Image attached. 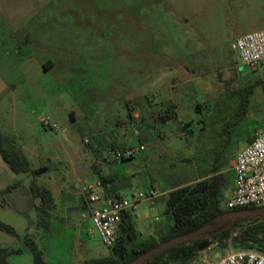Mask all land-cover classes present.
I'll return each instance as SVG.
<instances>
[{
    "label": "rangeland",
    "instance_id": "obj_1",
    "mask_svg": "<svg viewBox=\"0 0 264 264\" xmlns=\"http://www.w3.org/2000/svg\"><path fill=\"white\" fill-rule=\"evenodd\" d=\"M262 29L264 0H0V133L55 193L68 231L34 234L51 264L112 255L90 229L82 241L73 234L91 170L106 185H127L128 196L164 194L134 212L163 230L154 225L133 245L168 232L167 198L176 188L221 175L224 209L235 183L231 163L264 130V63L242 66L232 45ZM141 146L132 158L110 156ZM98 160L109 162L110 175ZM31 180L0 155V190L18 185L29 195ZM0 198L2 209L7 197ZM7 212L0 220L17 226ZM251 228L264 238V217L241 223L229 239L207 236L191 261L169 264H215L236 249L231 238ZM1 234L12 240L2 245L23 246Z\"/></svg>",
    "mask_w": 264,
    "mask_h": 264
},
{
    "label": "trees",
    "instance_id": "obj_2",
    "mask_svg": "<svg viewBox=\"0 0 264 264\" xmlns=\"http://www.w3.org/2000/svg\"><path fill=\"white\" fill-rule=\"evenodd\" d=\"M5 139V136L0 133V155L12 172L16 174H30L32 176L30 186L32 196L34 199H40V205L36 207L39 215L38 225L47 228L50 211L55 206L53 193L49 188L37 182L38 176L32 169L28 157L18 150L15 145L6 147ZM101 181L105 183L103 177H101ZM223 183V176L218 175L170 191L167 198L166 213L170 216L172 224L168 232L163 234L159 240L153 239L139 245H133L132 242L137 239L139 232L135 228L132 214L123 215L122 222L119 226V241L112 249V255L101 259L86 260L83 264H130L142 254L158 247L166 241L193 233L206 226H211V229L205 232L204 237L182 243L165 252L158 253L150 259L145 260L143 264H169L178 261L189 262L199 251L198 248L201 243L206 241L207 236L222 240L229 239L232 231L241 223L259 220L264 217L237 218L228 228L235 211H226L221 207L219 195ZM15 187H18V185ZM12 189V187H8L0 191V197L9 193ZM225 216H229L230 218L226 222L218 224V220ZM0 231L21 238L13 226L1 220ZM21 239L30 249L34 264H47L43 251L34 239L28 235ZM231 240L236 249H252L264 254V238H259L255 228H251L243 232L241 236L233 237ZM19 253H21L20 249L0 248V264H10L8 261L9 256ZM164 258H168V261H163Z\"/></svg>",
    "mask_w": 264,
    "mask_h": 264
},
{
    "label": "built area",
    "instance_id": "obj_3",
    "mask_svg": "<svg viewBox=\"0 0 264 264\" xmlns=\"http://www.w3.org/2000/svg\"><path fill=\"white\" fill-rule=\"evenodd\" d=\"M232 49L238 53L242 66L257 70L264 63V29L239 36ZM47 125L54 131L59 130L57 124ZM142 149L143 146L115 151L110 156L116 161L124 160L132 158ZM101 163V160L97 161L98 165ZM231 169L235 177L234 189L225 201L224 209L236 211L264 207V130L257 131L252 141L237 153ZM82 195L86 207L83 219H88L93 226L91 232H95L105 246L113 249L119 241L123 215L137 211L140 202L154 200L164 194L151 189L131 196H112L98 181L84 184ZM215 264H264V254L252 249H235L219 258Z\"/></svg>",
    "mask_w": 264,
    "mask_h": 264
},
{
    "label": "crops",
    "instance_id": "obj_4",
    "mask_svg": "<svg viewBox=\"0 0 264 264\" xmlns=\"http://www.w3.org/2000/svg\"><path fill=\"white\" fill-rule=\"evenodd\" d=\"M108 163L103 162L101 164V167H100V169L102 171L101 174H103L105 176L111 174ZM91 175H92L94 181L92 183H89V184H95L98 181H101L100 174L97 171L91 170ZM101 183H102L104 190L112 196L126 195V193H127V189H128L127 185L117 184L118 180L114 182V185H111V184L106 185L102 181H101ZM44 184L45 185H43V186H46V184H50V183H48V181H47ZM30 186H31V182H30ZM111 186H114L113 188H111L114 191H111V189H110ZM46 187L51 190V192L53 193L54 199H55V206L50 211V218L48 221V227L47 228H44V227L38 225L39 215H38V212L36 211V207L40 205V199H34L33 198L31 189H30V194L27 195L24 193V196L22 195L23 193L22 194L19 193L20 188H21L19 186L13 188L9 193L5 194L7 198H2V200L5 201V206L2 209L0 208V216L2 214V210H6V211H8L7 212L8 216H10L11 218L16 217L17 219L16 218L15 219L19 222V224L17 226L14 224H12V225L16 229L18 235L21 238L28 235L32 239H34V241L37 243L39 248L43 251L44 259H45L46 263L51 264L50 263V258H51L50 252L49 253L46 252L47 247H43L41 245L40 241H38V239L34 236V234H40V235H44L45 237L46 236L51 237L56 233H60V234L64 233V232L66 233L68 231V228L65 226L64 218H61L58 215V212H57L58 203L56 201V196H55V193L53 191V188L50 187L49 185ZM0 191H2V190H0ZM58 192H60V194L63 196H67L71 193L69 188H63L62 189V187L60 189H58ZM18 195H20V196H18ZM80 195L82 198V204H80V208L82 210V215L80 218V222L77 225H74L73 234L75 235V237L79 238L82 241L84 230H87V229L92 230L93 226L88 219H83V215L86 212V207L84 205L82 188L80 190ZM5 199H8V200H5ZM156 206L157 205L155 204L153 206V209H155ZM166 210H167V208H166ZM27 214H28V216H30V219L28 222L25 220V218H26L25 216ZM166 215H167V213H166ZM132 216H133L135 228L139 232L140 237H144L146 234L151 235V233H153V231H151V228H154V225L158 227L160 232L163 230V227L161 225L155 224V223L152 224V222L147 218V215L142 216L139 213L137 215V217L135 218L134 213H133ZM167 218L169 221V228H170V226L172 224V220H171L169 215H167ZM3 221H5V220H3ZM0 232L2 233V231H0ZM1 233H0V242L4 241V242H6V244L9 242L11 243L12 240H9L10 238H6V236H3V234H1ZM161 236L162 235H159V236L156 235V239H159ZM12 237L21 241L23 243V246L22 247H12V245H2L0 243V248H14V249H20L21 250V253L13 254V255L9 256V258H8L9 263L10 264H34L33 255L31 253L30 249L24 243V241L21 238H17L14 236H12ZM86 248H88V250H87L88 252H94L93 248L91 246L88 245ZM108 256L109 255L92 257L90 260L101 259V258L108 257Z\"/></svg>",
    "mask_w": 264,
    "mask_h": 264
},
{
    "label": "water",
    "instance_id": "obj_5",
    "mask_svg": "<svg viewBox=\"0 0 264 264\" xmlns=\"http://www.w3.org/2000/svg\"><path fill=\"white\" fill-rule=\"evenodd\" d=\"M259 216H264V207L262 208H254V209H244V210H237L233 213V219L232 222L228 225V228L231 226V224L235 221L237 218H257ZM211 229V226H206L204 228H201L198 231H195L193 233L178 236L176 238H173L169 241H166L162 244H160L158 247L149 250L148 252L142 254L139 256L136 260L131 262L130 264H143L145 260L150 259L154 255L158 253H162L167 251L168 249L175 247L177 245H180L182 243H186L191 240H197L200 237H204L205 232ZM206 247V244H201L199 246V250H203Z\"/></svg>",
    "mask_w": 264,
    "mask_h": 264
}]
</instances>
